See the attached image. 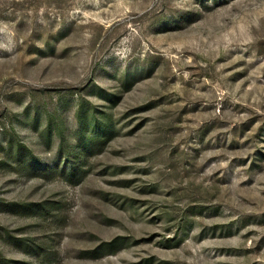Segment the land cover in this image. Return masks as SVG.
I'll return each mask as SVG.
<instances>
[{"label":"rangeland","instance_id":"rangeland-1","mask_svg":"<svg viewBox=\"0 0 264 264\" xmlns=\"http://www.w3.org/2000/svg\"><path fill=\"white\" fill-rule=\"evenodd\" d=\"M0 264H264V0H0Z\"/></svg>","mask_w":264,"mask_h":264}]
</instances>
